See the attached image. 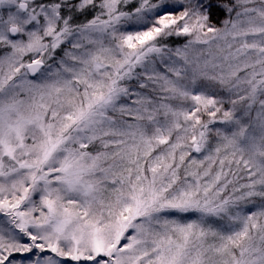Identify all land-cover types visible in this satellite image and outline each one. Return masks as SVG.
Listing matches in <instances>:
<instances>
[{
  "label": "snow or ice",
  "instance_id": "obj_1",
  "mask_svg": "<svg viewBox=\"0 0 264 264\" xmlns=\"http://www.w3.org/2000/svg\"><path fill=\"white\" fill-rule=\"evenodd\" d=\"M0 264H264V0H0Z\"/></svg>",
  "mask_w": 264,
  "mask_h": 264
},
{
  "label": "trees",
  "instance_id": "obj_2",
  "mask_svg": "<svg viewBox=\"0 0 264 264\" xmlns=\"http://www.w3.org/2000/svg\"><path fill=\"white\" fill-rule=\"evenodd\" d=\"M217 26H220L219 24L217 25ZM173 40H177L178 39V42L179 43H184L185 41H186V39L187 38H175V37H173L172 38ZM196 48H203L204 46H202V45H196L195 46ZM226 107H228V105H225ZM127 119V118H126ZM216 127H222L221 125H215ZM214 143V142H213ZM194 155H197V158H202L203 157V155H204V153H201V154H194ZM241 175H243L242 173H241Z\"/></svg>",
  "mask_w": 264,
  "mask_h": 264
}]
</instances>
